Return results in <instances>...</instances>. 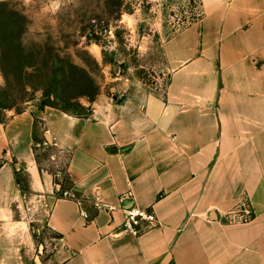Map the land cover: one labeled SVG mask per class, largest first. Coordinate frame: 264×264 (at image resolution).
<instances>
[{"label": "crops", "instance_id": "0c3cea01", "mask_svg": "<svg viewBox=\"0 0 264 264\" xmlns=\"http://www.w3.org/2000/svg\"><path fill=\"white\" fill-rule=\"evenodd\" d=\"M200 10L163 45L164 93L99 100L86 116L31 105L0 118V264H264V0ZM38 124L69 154L82 205L58 196L59 172L37 158ZM38 205L57 235L45 257ZM133 206L153 208L158 225L123 233Z\"/></svg>", "mask_w": 264, "mask_h": 264}, {"label": "rangeland", "instance_id": "374dc122", "mask_svg": "<svg viewBox=\"0 0 264 264\" xmlns=\"http://www.w3.org/2000/svg\"><path fill=\"white\" fill-rule=\"evenodd\" d=\"M200 17V0H0V118L45 104L90 114L99 100L164 93L163 45ZM41 129L39 157L70 189L69 154L45 144ZM32 209L45 257L57 237L46 224L50 207Z\"/></svg>", "mask_w": 264, "mask_h": 264}, {"label": "built area", "instance_id": "2783aa9c", "mask_svg": "<svg viewBox=\"0 0 264 264\" xmlns=\"http://www.w3.org/2000/svg\"><path fill=\"white\" fill-rule=\"evenodd\" d=\"M60 193L65 197H73L79 201L82 205L83 201L80 197H77L75 192L71 189L63 190L60 186ZM84 218H89V213L86 210H82ZM252 218L251 211L246 212L242 215L241 220H250ZM158 225V217L154 212L153 208H141L133 206L127 208L125 211V218L122 224L123 233H132L140 235L153 227Z\"/></svg>", "mask_w": 264, "mask_h": 264}, {"label": "trees", "instance_id": "16d2710c", "mask_svg": "<svg viewBox=\"0 0 264 264\" xmlns=\"http://www.w3.org/2000/svg\"><path fill=\"white\" fill-rule=\"evenodd\" d=\"M46 105H47V104H45V106H46ZM50 106H53V107L59 108V107L54 106V105H50ZM59 109L64 110V111H66V112H69V111H67L66 109H62V108H59ZM74 114H77V115H79V116H86V115H88V114H80V113H74ZM53 147H54V146H53ZM37 158H38L39 161H40L39 154H37ZM1 165H2V162H0V166H1ZM65 174H66V176L64 177V180H65V181H69V182H71L72 185H73V182L69 179L67 169H66V171H65ZM23 175H24V174H23V171H22V170H18V169L16 170V181H17V184L21 187L23 193H30L31 191H30V189H29L28 178H27L26 175H24V177H23ZM55 182H56L57 184H60V186H62L61 180L58 178V176L55 177ZM62 187H63V186H62ZM62 187H61V188H62ZM70 189H72V190L75 192V194H76L77 197H80V195H79V193L77 192V190L75 189L74 185H73V187H71ZM63 190H65V189H63ZM58 196L61 197V196H62L61 193H60Z\"/></svg>", "mask_w": 264, "mask_h": 264}]
</instances>
